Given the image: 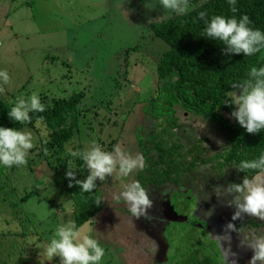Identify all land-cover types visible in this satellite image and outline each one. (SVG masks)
Masks as SVG:
<instances>
[{"label": "rangeland", "instance_id": "374dc122", "mask_svg": "<svg viewBox=\"0 0 264 264\" xmlns=\"http://www.w3.org/2000/svg\"><path fill=\"white\" fill-rule=\"evenodd\" d=\"M204 1L207 0L186 3L185 12ZM171 14L160 6V0H0V70L9 76L8 83L0 82V87L14 90L26 82L25 74L29 73L33 78L26 86L57 92L61 85L53 86L46 79L51 77L54 81L56 74H66V69L61 65L57 69L44 68L41 64L48 56L55 57L59 64L68 61L71 80L76 84L62 83L67 90L57 93H85L80 106L91 108L83 107L78 118L83 151L91 147L92 141L102 150L111 151L109 143L115 140L122 152L134 157L140 154L138 128L149 127L143 109L159 88L157 58L167 49L151 33L150 24ZM118 71L125 75V81L115 78ZM2 94L0 91V97ZM183 126L182 135H176V140L185 146L197 137L214 136L218 142L212 140L213 147L223 141L213 124L203 117L189 116ZM21 131L33 136L26 163L0 165V264H60L57 256L48 261L42 246L54 236L58 226L69 221L76 223L78 209L61 178L54 176L47 165L41 151V134L34 129ZM139 170L124 177L117 164L103 181L95 180L103 207L79 228L104 248L100 264H183L191 254L190 243L185 239L190 232L194 236L192 255L225 264L223 250L228 253V262L248 264L253 254L249 245L255 243L256 237L264 236V219L254 216L262 224L259 228L237 232L241 216L232 219L237 209L230 202L233 196L241 199L243 193L227 192L225 184L212 181L217 184L210 187L216 193L214 208L216 204L221 207L212 214V193L207 190L200 197L190 192L197 199L190 196L183 201L189 189L196 188L191 179L168 198L161 193L158 196L157 191L149 195L151 205L157 201L159 212L150 207L147 217L153 223L145 224L143 217H131L120 196ZM168 186L171 185L159 189ZM179 215L187 223L175 221ZM229 223L234 230L227 229ZM216 235H227L230 240L217 241L213 238Z\"/></svg>", "mask_w": 264, "mask_h": 264}, {"label": "trees", "instance_id": "16d2710c", "mask_svg": "<svg viewBox=\"0 0 264 264\" xmlns=\"http://www.w3.org/2000/svg\"><path fill=\"white\" fill-rule=\"evenodd\" d=\"M136 1L144 3L149 0ZM197 1L186 0V3L193 5ZM235 8L236 12H231L227 0H207L183 14L173 13L150 24L151 33L162 40L167 49L157 58L159 88H156L155 97L143 109L149 127L147 130L138 128V150L144 156L145 166L139 170L135 179L147 193L155 190L158 192L160 187L168 184L181 185L191 179L205 184L209 189L217 186L212 181L228 187L229 184H241L245 177L251 179L258 173L264 180V173L258 169L238 168L241 161L256 159L264 152V130L249 134L230 115L235 109L231 98L240 95L250 79L252 83L255 82V78H249L250 68L264 66V48L251 56L230 53L226 45L206 37L202 31L207 18L212 15H235L239 18L244 14L249 18L250 27L264 32V0H236ZM201 12L206 14L203 18L199 16ZM59 65L67 73L60 72L54 81L51 77H47L46 81L53 86L61 85L56 91L63 92L67 89L62 83L76 84V81L71 80L69 62L59 64L55 57L48 56L41 64L44 68L55 69ZM116 77L125 81V75L119 71ZM32 78V75L26 73V82L14 90L2 86L0 126L18 130L34 129L41 134L42 154L53 175L60 177L71 193L74 206L78 209L75 224L79 228L103 207L99 191L94 188L92 192H81L74 182L69 187V180L65 177L68 168L74 171L76 180H82L88 174L82 159L69 154L74 150L83 152L79 141L81 127L78 118L81 109L88 107L80 106L85 93L71 91L59 94L45 92L44 89L36 91L26 86ZM115 78L111 77L117 83ZM32 94L38 95L45 110L29 112L30 121L24 124L11 120L7 115L12 106L10 102L17 98L27 102ZM182 114L187 116L183 117ZM189 116L203 117L213 124L215 132L223 139L220 145L212 146L211 141L216 140L214 136L197 137L194 143L187 146L176 140V135H182L183 121ZM114 145L115 140H111L108 150L112 151ZM98 200L100 202L97 204ZM161 205L163 207L165 202L162 201ZM240 216L241 220L236 226L238 233L244 228L254 229L262 225L253 215L241 213ZM261 228L264 229V226ZM185 239L190 243L191 254L183 264H214L207 256L198 258L192 255L194 236L191 232Z\"/></svg>", "mask_w": 264, "mask_h": 264}, {"label": "clouds", "instance_id": "9594fccd", "mask_svg": "<svg viewBox=\"0 0 264 264\" xmlns=\"http://www.w3.org/2000/svg\"><path fill=\"white\" fill-rule=\"evenodd\" d=\"M230 11L235 13L236 0H227ZM160 6L176 14H183L186 11V0H160ZM206 14L199 13L203 18ZM250 21L247 15L241 14L239 18L235 15H212L207 18L204 24L203 34L206 37L218 40L227 46L230 53H243L244 56H251L264 48V32L249 26ZM249 78H255L242 93L231 98L235 109L230 113L245 132L255 134L264 130V66L259 68L253 66L249 70ZM8 73L0 70V82L7 84ZM0 87V91H2ZM231 96V94H229ZM10 110L7 112L11 120L24 124L30 121L29 112H43L45 107L39 102L37 94H32L24 99L17 98L11 101ZM42 119V118H41ZM33 148V136L29 131H21L13 127L0 126V165L11 167L13 165H24L28 150ZM115 153V156L113 155ZM72 157H80L88 169L87 176L82 180L75 179V173L71 168L65 172L71 187L73 182L79 186L81 192H92L96 187L95 180H104L105 175H111L118 164V172L127 177L134 169H143L144 156L136 154L134 157L122 152L119 145H114L112 151H104L95 141L86 151H70ZM240 170H260L264 173V152L253 160L241 161ZM219 188H217V192ZM227 192L243 193L242 200L239 196H233L230 203L235 204L237 211L232 219L240 217L241 213L253 215L264 219V180L259 173L253 178L245 177L241 184H229L225 189ZM124 202L128 205V212L132 218H148L147 212L151 207L149 194L138 181H132L126 185L120 193ZM119 199V197H117ZM100 201H97V204ZM207 215V214H205ZM91 221V219H89ZM228 230H234V226L227 224ZM217 241H229L227 235L213 236ZM252 249V256L248 264H264V236L255 238V243L249 245ZM42 252L50 261L53 256L60 259V264H100L105 254L104 248L98 241L90 236L87 231L78 228L73 221L58 226L54 236L42 246ZM225 264H235V260L228 262L226 251L221 250Z\"/></svg>", "mask_w": 264, "mask_h": 264}, {"label": "flooded vegetation", "instance_id": "af4514ba", "mask_svg": "<svg viewBox=\"0 0 264 264\" xmlns=\"http://www.w3.org/2000/svg\"><path fill=\"white\" fill-rule=\"evenodd\" d=\"M193 183H194V185H196V188H190L189 189V192L187 193V195H185L184 197H183V201H185V199L186 198H188V197H190V196H192L193 194H191V193H196V195H197V191H198V196L200 197V196H202L203 194H204V191H209V192H211V190L209 189V187H206V185L205 184H200V183H197L196 181H193ZM185 184H181V185H177V186H173V185H171V186H168V187H166V188H164V190L162 191V189H159V191H158V196H159V192L161 193V195H162V197H164V198H168L169 196H171L172 195V193L173 192H177V191H179V188L180 187H182V186H184ZM198 188V189H197ZM197 190V191H196ZM155 191H157V190H155ZM162 191V192H161ZM191 192V193H190ZM152 193H154V192H149L148 194L149 195H151ZM212 193V195H210L209 197H211V203H212V206H211V208H210V212L213 214L215 211H217V209H220L221 210V207L218 205V204H216V208H214V205H215V199H214V195H216V193L214 192V191H212L211 192ZM156 202L157 201H155L154 200V202H153V204L151 205V207H152V209L154 210V211H156L157 210V212H159V208L158 209H156V207H155V204H156ZM159 204H160V200H159ZM185 205V204H184ZM143 219V221H144V223L145 224H149V223H153V221L152 220H150L149 219V217L148 218H142Z\"/></svg>", "mask_w": 264, "mask_h": 264}, {"label": "water", "instance_id": "95a60500", "mask_svg": "<svg viewBox=\"0 0 264 264\" xmlns=\"http://www.w3.org/2000/svg\"><path fill=\"white\" fill-rule=\"evenodd\" d=\"M183 218H184L183 215H179L178 218L175 219V221L181 220L182 222H184V221H183ZM184 223H187V222H184ZM188 224H189V223H188Z\"/></svg>", "mask_w": 264, "mask_h": 264}]
</instances>
